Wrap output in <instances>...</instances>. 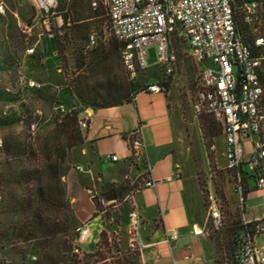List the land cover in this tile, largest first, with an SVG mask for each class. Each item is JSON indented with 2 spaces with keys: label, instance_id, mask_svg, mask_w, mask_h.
Here are the masks:
<instances>
[{
  "label": "rangeland",
  "instance_id": "1",
  "mask_svg": "<svg viewBox=\"0 0 264 264\" xmlns=\"http://www.w3.org/2000/svg\"><path fill=\"white\" fill-rule=\"evenodd\" d=\"M68 1L57 0V11ZM92 1L84 0L83 8L77 9V13L80 11L84 18L79 25L85 35L96 32L97 46L88 47L86 39L80 37L67 39L62 60L54 39L48 36L43 19L34 7V0H0V109L15 105L27 118L40 120L35 134L29 133L18 121H0V135L7 151L5 195L3 191L4 202H0V264H140V251L128 246L129 203L125 197L144 188L147 174L143 164L128 161L124 164L126 171L120 173L125 177L109 172L106 178L115 181L108 182L87 164L84 141L68 147L58 127L64 114L76 110L77 115L82 116L84 110L90 112L93 100L115 94L118 78L125 75L117 59L98 62L113 36L104 8L93 9ZM96 1L101 4L102 0ZM258 5L260 25H263L264 6L260 2ZM235 12L240 30L244 35H251L250 26L242 20V9L238 6ZM70 16L71 19L77 17L76 13ZM51 24L60 27L63 22L51 17ZM64 31H68L67 24ZM176 44L178 63L171 75L164 76L154 64V47H150L149 66L131 84L134 90L144 89L148 83L156 81L165 85L162 95L168 93L171 102L174 133L160 121H152L150 128L157 143L170 138L175 141L182 174L177 186L185 190L186 202L208 228L214 250L213 262L230 264V232L237 208L236 195L221 154L223 138L219 130L215 136L206 135L202 120L194 115L191 101L199 66L185 43L177 41ZM30 46L35 48L32 55L26 53ZM19 74L24 79L35 80L38 88L17 90L15 80ZM79 92L92 100L83 101ZM149 101V95L141 94L137 103L142 108L147 107ZM74 129L84 135L78 122ZM25 144L31 149L24 154L21 168H27L30 176L28 182L15 188L10 182L14 160L9 153L20 151ZM169 158L154 162L153 171L163 172ZM77 165L84 171L78 170ZM89 177L90 181L84 183ZM14 191L23 199L25 208L22 210L21 207L16 211L10 208ZM112 193L116 199L106 200ZM211 197L218 202L224 216L225 226L219 231L214 230L207 219ZM258 203V193L251 192L246 201L250 209L246 213L248 217L259 214ZM178 217H181L179 209ZM83 223H88L90 236L81 241L77 229ZM188 230L181 228L179 233L182 235ZM207 246V241L201 242L204 255L209 253ZM167 253L171 262V255Z\"/></svg>",
  "mask_w": 264,
  "mask_h": 264
},
{
  "label": "built area",
  "instance_id": "2",
  "mask_svg": "<svg viewBox=\"0 0 264 264\" xmlns=\"http://www.w3.org/2000/svg\"><path fill=\"white\" fill-rule=\"evenodd\" d=\"M111 34L120 42V58L130 80L149 66V48L154 47L155 65L164 76L171 75L178 63L173 43L186 44L191 58L203 65L191 107L194 115L212 117L220 128L223 138L222 157L236 195L237 215L234 225V245L231 264H264V35L260 31L261 14L255 1L242 6L243 21L251 27V41L240 34L233 0H102ZM57 0H34V7L43 19L49 37L51 17L56 15ZM95 9L96 0L91 2ZM96 32L87 36V46L97 45ZM35 48L26 49L29 55ZM17 75V90H34L38 84L33 79ZM10 90V88H8ZM149 92H163L161 82H153L144 88ZM55 110L58 106L54 107ZM37 114L41 112L37 111ZM41 116V115H40ZM90 112L83 111L79 117L80 129L89 125ZM18 121L31 134L39 130L37 117L27 118L17 111L15 105L0 109V121ZM128 161L142 163L147 178L144 187H156L159 182L181 178L177 166L163 179H153L151 164L147 157L141 126L126 137ZM106 158L117 161L115 153ZM6 158L5 141L0 135V202L3 200V163ZM76 168L84 171L83 167ZM251 192L258 193L259 214L248 217L246 201ZM128 208V246L140 251L146 243L140 236V214L135 204V194L125 197ZM207 219L214 230L225 226L224 216L218 202L211 197L207 207ZM79 239L90 236L88 223L77 229ZM194 233H201L195 229ZM176 231H169L166 241L176 240ZM260 240V243L258 242Z\"/></svg>",
  "mask_w": 264,
  "mask_h": 264
},
{
  "label": "crops",
  "instance_id": "3",
  "mask_svg": "<svg viewBox=\"0 0 264 264\" xmlns=\"http://www.w3.org/2000/svg\"><path fill=\"white\" fill-rule=\"evenodd\" d=\"M141 94L150 96L147 107L138 106V96ZM167 95L168 93L162 95V92L154 93L142 89L129 102L110 107L90 108L89 125L84 132V154L88 155L87 164H90L93 172H99L106 181L109 172L117 177L124 176L120 173L126 171L124 164L128 162L126 137L139 125L142 128L153 179H163L171 175L177 166L179 167L173 138L157 143L150 128L152 121H160L163 127L174 133L169 107L171 102ZM107 153H115L118 160L107 159L105 156ZM166 158L170 160L166 169L155 173L152 168L154 162ZM181 180L182 174L180 179L162 181L156 187H144L135 194V204L140 214L139 232L146 243V246L140 249V264H215L208 228L186 202L185 190L177 186V181ZM88 181L90 177L85 179L84 183ZM112 181L115 180L108 182ZM177 209L181 211V217L178 218ZM142 227L143 231L140 230ZM181 228L189 230L180 235ZM195 229H200L201 233L194 234ZM169 231H176L178 238L166 241ZM202 241L208 243L209 253L206 255L201 248ZM167 251L171 255V262L168 260Z\"/></svg>",
  "mask_w": 264,
  "mask_h": 264
},
{
  "label": "trees",
  "instance_id": "4",
  "mask_svg": "<svg viewBox=\"0 0 264 264\" xmlns=\"http://www.w3.org/2000/svg\"><path fill=\"white\" fill-rule=\"evenodd\" d=\"M70 1V0H69ZM66 3L64 5L61 6L60 11H57V9H55L56 11V15H59L62 19L63 24L60 27H56V26H51V32L53 33V37L52 39H54L55 42V46L57 49V53L58 55L61 57V59H64V49H65V42L67 39L71 40H78V38L80 37L81 39H86V43H87V36L88 33L85 35V32L82 30V27L79 25V22L81 20H83L84 18H81L82 15L79 13H77V9H82L83 8V2L84 0H77V2H73V3ZM248 1H255V2H260L263 6H264V0H233L234 2V10L236 7H240L242 9V6L245 2ZM242 2V3H241ZM257 2V3H258ZM98 6L96 8H98L99 6L102 8H104L105 12L106 9L104 7V5L99 3V1L97 2ZM95 8V9H96ZM103 10H101V14ZM72 13H76L77 17H73L71 19L70 14ZM107 15V12H106ZM235 16H236V12H235ZM243 20V18H242ZM264 20V18H263ZM236 23H237V28L240 32V34L242 35V37L247 41L250 42L252 37L251 35H244L243 32L240 30L239 28V23L238 20L236 18ZM245 23V22H244ZM264 23V22H263ZM67 24V28L68 31H64V27ZM246 24V23H245ZM247 25V24H246ZM249 26V25H248ZM251 29V27H250ZM260 31L261 33L264 35V24L260 25ZM113 36V35H112ZM177 41L176 40L173 43L174 49L177 52ZM98 44V42H97ZM97 46V45H96ZM95 46V47H96ZM113 59H117L118 63L120 61V64L122 65L121 62V58H120V42L113 36V38L110 39V41H108V48L104 51L102 57L100 58V60L98 62H102V61H107L109 62L110 60ZM197 63V62H196ZM199 66V74H198V81L196 83H199V76H200V72L202 70L203 65L201 63H197ZM123 66V65H122ZM125 71V69H124ZM131 81L125 71V75H122V77L118 78V83H116V93L115 94H110L104 97H101L99 99V101H92V107L93 109L96 108H100V107H110V106H116L119 104H122L124 102H129L133 99V97L135 96V94L137 92H139L140 90H134ZM163 84V83H162ZM163 86L165 87V85L163 84ZM196 86H195V90H196ZM164 91V90H163ZM195 92V91H194ZM79 96L82 98L83 101H87L88 100H92L90 99V97H88L87 95H84L83 93L79 92ZM78 117V119H77ZM80 114L77 115V111L76 110H72L69 113H66L63 115L60 123L58 124L59 127V131L61 133H63V135L65 136L66 140H67V146L68 147H73L79 144H82L84 141V135H82V133L75 131V125H77V122L79 120ZM199 118L202 120V124H203V129L206 135L208 136H215L217 134V131H220L219 126L215 123V121L212 119L211 116L203 114L200 115ZM82 130V129H81ZM85 131V130H83ZM31 149V146L29 144H25L22 146V148L20 149V151H16L13 153H9L10 156L13 157L14 160V165H13V169L11 171V180L10 182L13 183L15 185V188H17L16 186L23 184L24 182H28V178L30 176V172L28 171L27 168H21L24 160L23 158L25 157L24 154L29 152V150ZM5 151H6V144H5ZM6 156H7V151H6ZM7 164V159L5 158L4 163H3V176H2V180H3V185H4V195H5V185H6V175L5 173V169L4 167H6ZM19 167L21 169H19ZM4 195H3V200L1 201L4 202ZM22 200L16 191L13 192L12 195V203H11V209L14 211L18 210L21 207V210L23 209V207L25 208V205H23ZM27 207L30 206V204H26ZM95 210H98L97 207L95 206ZM236 222L233 223L232 226V230L230 232V240H231V262L232 263V250H233V245H234V225Z\"/></svg>",
  "mask_w": 264,
  "mask_h": 264
},
{
  "label": "water",
  "instance_id": "5",
  "mask_svg": "<svg viewBox=\"0 0 264 264\" xmlns=\"http://www.w3.org/2000/svg\"><path fill=\"white\" fill-rule=\"evenodd\" d=\"M113 199H116L115 193H112L106 196V200H113Z\"/></svg>",
  "mask_w": 264,
  "mask_h": 264
}]
</instances>
